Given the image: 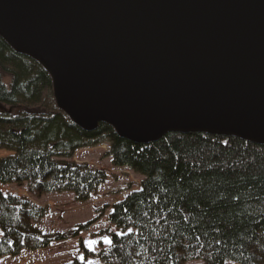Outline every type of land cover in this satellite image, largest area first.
<instances>
[{"label": "trees", "instance_id": "trees-1", "mask_svg": "<svg viewBox=\"0 0 264 264\" xmlns=\"http://www.w3.org/2000/svg\"><path fill=\"white\" fill-rule=\"evenodd\" d=\"M52 92L45 69L0 37V104L21 108L15 115L0 112V150L11 153L0 159V187H22L28 195L0 191V258L44 251L89 229L91 223L44 234L49 212L32 200L66 193L87 203L96 197L105 172L72 159L80 149L105 143L113 167H127L143 180L139 190L107 208L117 231L103 234L112 243L97 254L81 244L85 258L264 264V146L199 133L137 144L108 125L85 132L57 109Z\"/></svg>", "mask_w": 264, "mask_h": 264}, {"label": "water", "instance_id": "water-1", "mask_svg": "<svg viewBox=\"0 0 264 264\" xmlns=\"http://www.w3.org/2000/svg\"><path fill=\"white\" fill-rule=\"evenodd\" d=\"M0 37L85 132L264 146V0H0Z\"/></svg>", "mask_w": 264, "mask_h": 264}, {"label": "rangeland", "instance_id": "rangeland-1", "mask_svg": "<svg viewBox=\"0 0 264 264\" xmlns=\"http://www.w3.org/2000/svg\"><path fill=\"white\" fill-rule=\"evenodd\" d=\"M21 108H14L0 104V112L18 114ZM31 112V111H30ZM109 146L101 144L93 148H86L75 154L73 160L78 164H86L92 169L103 171L106 174V181L100 187L96 197L88 203H75L72 197L66 193L60 195H49L32 201L45 207L49 212V217L45 220L41 231L45 234H63L74 231L78 226L92 223L87 232L81 233L78 237L53 243L51 247L44 251L22 252L18 257L5 256L0 259V264H70L76 259L84 264H105L98 257L84 258L83 248L93 253H98L106 248L109 240L103 233L116 232L117 230L109 223L108 207L122 201L132 191L139 190L143 178L127 167L115 168L112 166L110 158L106 156ZM10 152L0 150V159L9 157ZM4 193L11 192L19 196H25V189L22 187L1 188ZM0 232V238H1ZM95 236V237H94ZM94 241L92 249L88 242ZM83 257V259H81ZM187 264H202L200 261ZM235 264V263H226Z\"/></svg>", "mask_w": 264, "mask_h": 264}, {"label": "snow or ice", "instance_id": "snow-or-ice-1", "mask_svg": "<svg viewBox=\"0 0 264 264\" xmlns=\"http://www.w3.org/2000/svg\"><path fill=\"white\" fill-rule=\"evenodd\" d=\"M224 143H225V145H227V142H226V141H225ZM121 235H123V233H121ZM106 242L109 243V244L112 243L111 240H106ZM94 243H95L94 241H89V242H88V246H89L90 249H92V245H93ZM92 250H94V249H92ZM81 259H83V257H81Z\"/></svg>", "mask_w": 264, "mask_h": 264}]
</instances>
